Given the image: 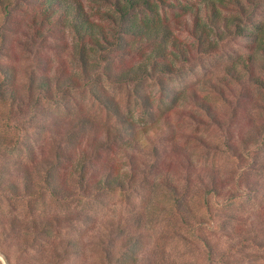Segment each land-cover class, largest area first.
<instances>
[{
	"label": "rangeland",
	"instance_id": "rangeland-1",
	"mask_svg": "<svg viewBox=\"0 0 264 264\" xmlns=\"http://www.w3.org/2000/svg\"><path fill=\"white\" fill-rule=\"evenodd\" d=\"M10 1H14V7L7 16L0 5V63L14 64L24 99L23 103L0 101V134L8 140L7 145L0 146L1 180L18 186V192L6 190L5 184L0 186V264H210L204 237L212 243L215 255L225 252L212 264H232L238 254L228 256L229 243L234 240L227 235V228H219V216L231 208L240 209L246 223L257 218L264 221V92L249 83L226 82L222 69L229 55L246 54L247 40L228 42L225 49H229L219 55L198 54L189 57V62L180 61L178 71L165 78L168 86L186 91L187 99L175 108L154 79H144L138 88L150 97L152 118L143 115L133 95L134 86L105 83L125 115L138 124L137 142L129 145L130 136L124 137L113 150L100 151L87 168L110 166L129 177L130 165L124 160L131 156L136 180L143 186L134 190H90L58 200L43 187L46 165L55 161L57 152L73 149L64 175L74 190L73 167L82 157L81 148L86 147L88 154L92 149L86 144L89 134L80 138L79 146L69 142L67 135L76 120L90 118L93 131L99 125L114 126L118 121L84 89L71 91L61 104L39 95L36 84L27 96L24 91L30 76L37 79L63 69L71 74L79 72L77 42L67 27L63 34L56 29L45 31L43 41L30 38L26 23L33 8L28 0ZM80 1L91 12L98 7L112 10L106 3L97 5L96 0ZM167 12L169 18L180 15L171 9ZM174 34L191 42L186 31ZM118 54L123 57L121 51ZM122 60L130 64V57ZM211 83L217 92L209 87ZM193 91L206 97L219 118L218 124L188 99ZM189 113L205 121L195 122ZM93 134L104 138L102 132ZM201 140L208 145H202ZM154 149L162 155L160 163L155 162ZM154 163L155 168H149ZM23 170L31 179L28 191L23 185ZM237 171L244 172L257 187L250 198L238 196L246 188L232 177ZM166 177L179 189L186 187L194 211L203 216L199 227L185 225L175 214L167 181L163 180ZM212 178L226 181L221 190H213ZM129 235L138 237L136 249L131 255L122 254Z\"/></svg>",
	"mask_w": 264,
	"mask_h": 264
},
{
	"label": "trees",
	"instance_id": "trees-1",
	"mask_svg": "<svg viewBox=\"0 0 264 264\" xmlns=\"http://www.w3.org/2000/svg\"><path fill=\"white\" fill-rule=\"evenodd\" d=\"M28 1L27 3L33 8L26 23L30 38L43 41L46 36L45 31L56 29L58 33L63 34L64 29L69 28L77 42L76 58L79 72L71 74L63 69L57 70L54 75L40 76L37 79L30 76L24 92L30 97L33 85L36 84L39 95L56 104H61L71 91L84 89L118 121L114 126L99 125L93 131V122L90 118L83 116L76 120L67 135L69 142L75 147L79 146L80 138L89 134L86 137V144L92 149L88 154L86 147L81 148L82 157L78 158V163L73 167L74 190L64 175L72 160L73 149L57 152L55 161L47 162L42 175L43 187L58 200L69 199L90 190H131L132 187L134 190L138 186H143L136 180V174L133 171L136 164L131 156H125L124 160L130 165L129 177L117 170L114 171L110 166L108 168L101 166L98 170L94 167L87 168V164L92 163L100 151L113 150L124 137L130 136L129 145L137 142L138 124L125 115L118 100L108 93L105 83H126L134 86L133 95L140 104L143 115L152 118L153 104L150 97L138 88H141L144 79H154L175 108L180 101L187 99L185 90L175 89L165 82L166 77L178 71L179 66L176 65L180 61L189 62V57L193 58L198 54L219 55L229 49H225L228 42L242 38L248 42L247 52L235 57L229 55V60L222 68L227 75L226 82L233 80L239 85L249 83L264 92V0H199L200 4H197L195 0H96L97 5L106 3L112 10L104 11L98 7L92 12L80 0ZM13 3L14 1L10 0H0L2 11L6 13V16L13 9ZM170 9L176 13L175 15L179 13L181 16L169 18L167 11ZM182 22L181 27L177 26ZM46 26L50 28L45 29ZM174 31H186L191 42L174 34ZM119 51L122 53V58L130 57V64L119 57ZM257 71H259L258 74H256ZM0 73L3 75V80L0 82V101H9L10 104L15 101L23 103V92L17 86L14 64L0 63ZM209 87L217 92L215 84L211 83ZM188 99L193 105L201 108L206 117L218 124L219 118L204 95L193 91ZM189 115L195 122L205 121L200 115L194 113ZM255 127H257L256 130H260L259 125ZM92 132H94L93 135L102 132L104 138H96L91 135ZM7 141L4 134H0V146L7 145ZM201 144L208 145L203 140ZM228 146V151L231 152V146L229 144ZM154 150L155 162L160 163L162 155H159L156 149ZM232 155H235L233 151ZM235 156L239 157V155ZM64 162L67 163H65L66 166ZM152 166L155 168V163L149 168ZM59 169H65V171L60 172ZM101 169L102 171L98 172ZM23 171V185L28 191L31 179L29 173ZM243 173L237 171L232 177H236V182L246 188V191H242L238 196L244 195L250 198V192L257 187ZM1 179L0 175V186L5 184L6 190L18 192L16 183L4 182ZM163 180L167 181L166 184L163 183L171 193L175 214L180 217L181 222L190 227H199L204 221L203 216L194 211L193 203L187 198L186 187L179 189L167 177ZM225 182L212 178L213 190H221ZM205 202L206 208L209 209V200ZM240 212V209L230 208L227 214L220 215L218 218L219 228L221 230L227 228V235L234 240L229 243L227 254L228 256L232 253L238 255L231 263L260 264L262 262L264 264V237L261 236V231H264V221L257 218L246 223L247 218ZM139 215L137 213V216ZM246 224L250 225L247 229ZM127 238L126 249L122 254L131 255L136 249L138 237L129 235ZM202 241L210 264L213 260H220L224 256L225 252L215 255L213 245L206 237Z\"/></svg>",
	"mask_w": 264,
	"mask_h": 264
}]
</instances>
